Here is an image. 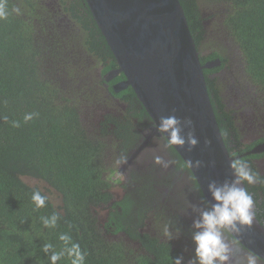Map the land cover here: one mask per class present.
I'll list each match as a JSON object with an SVG mask.
<instances>
[{"label":"flooded vegetation","instance_id":"1","mask_svg":"<svg viewBox=\"0 0 264 264\" xmlns=\"http://www.w3.org/2000/svg\"><path fill=\"white\" fill-rule=\"evenodd\" d=\"M183 1L189 7L201 64L219 61L203 71L225 146L231 157L248 161L264 177V93L246 72V59L227 30L225 21L233 5L225 0ZM38 4V17L28 18L38 34L33 42L43 67L47 64L58 85V106L73 111L62 127L74 124L75 157L91 159L107 184L100 191L109 195L108 201L90 206V211L111 263L137 264L144 256L155 263L151 249L156 244H164L175 257L191 258L189 206L207 204L191 173L173 147L165 148L156 135L151 136L154 123L134 92L115 91L125 81L123 74L105 78L116 63L105 54L111 53L107 44L102 50L97 37L102 35L85 1L39 0ZM257 148L261 152L251 154ZM135 151L139 154L132 164L116 163L122 155L128 161ZM155 155L173 163L167 169L157 166ZM244 187L264 225V183ZM165 228L174 234L180 229L179 238L169 241Z\"/></svg>","mask_w":264,"mask_h":264},{"label":"trees","instance_id":"2","mask_svg":"<svg viewBox=\"0 0 264 264\" xmlns=\"http://www.w3.org/2000/svg\"><path fill=\"white\" fill-rule=\"evenodd\" d=\"M38 1L7 0L9 9L19 7L21 14L0 20V264H50L42 246L51 243L59 251L62 233L71 235L87 253L86 264H112L90 211V206L108 201L109 195L100 191L107 184L91 159L75 157L74 124L62 127L73 111L58 106V85L44 69L33 42L38 34L28 18L36 15ZM180 1L191 31L189 7ZM225 1L233 5L225 21L229 35L246 59V72L264 93V0ZM97 37L105 50V40ZM105 54L112 56L107 50ZM29 113L37 115L25 122ZM13 121L20 127H13ZM44 185L58 197L54 203L46 195L47 205L37 209L31 197L35 191L45 195ZM53 212L60 215L56 227H44L40 218ZM156 247L151 249L155 263L144 256L137 264H172L175 255L164 244ZM58 264L70 260L65 256Z\"/></svg>","mask_w":264,"mask_h":264},{"label":"water","instance_id":"3","mask_svg":"<svg viewBox=\"0 0 264 264\" xmlns=\"http://www.w3.org/2000/svg\"><path fill=\"white\" fill-rule=\"evenodd\" d=\"M116 63L106 79L123 74L115 91L130 88L154 124L162 116L176 115L193 121L199 144L191 152L173 146L211 204L207 184L233 178L230 156L217 123L206 86L204 69L180 0H84ZM151 136L158 135L151 127ZM188 130L185 129V134ZM205 140L211 145L206 146ZM261 152L258 148L251 154ZM139 151L127 161L132 164ZM199 159L198 170L187 166ZM245 248L264 257V225L257 217L239 237Z\"/></svg>","mask_w":264,"mask_h":264},{"label":"clouds","instance_id":"4","mask_svg":"<svg viewBox=\"0 0 264 264\" xmlns=\"http://www.w3.org/2000/svg\"><path fill=\"white\" fill-rule=\"evenodd\" d=\"M12 14L20 15L21 9L13 7L9 9L7 0H0V20H6ZM36 113H29L24 116V121H30ZM13 127H20L19 121L12 122ZM153 127L158 133L155 137L163 142L165 148H184L191 152L199 144L193 130V121L185 118H177L176 115L162 116L158 124ZM185 129L188 131L185 134ZM205 145L210 146L211 141L205 140ZM127 162L126 156H121L116 163L118 165ZM153 163L167 169L173 163L161 155L153 157ZM187 166L198 170L204 166L199 159H189ZM233 178L217 182L211 180L207 184V192L211 197V204L199 207L190 204V211L193 214L191 224V240L193 244V255L187 259L183 254L172 258V264H264V257L245 248L239 237L247 227L251 228L255 221V201L244 184L254 185L264 183V177L258 171H254L251 164L243 159H234L229 162ZM37 209L47 205L48 197L35 191L31 197ZM41 222L46 228H55L60 215L53 212L50 216H42ZM181 230L177 229L175 234L165 228L164 235L169 241L178 239ZM58 239L63 247L57 251L51 243H45L42 251L48 256L50 264L68 257L70 264H86L87 253L81 249L79 243L73 241L71 235L62 233Z\"/></svg>","mask_w":264,"mask_h":264},{"label":"rangeland","instance_id":"5","mask_svg":"<svg viewBox=\"0 0 264 264\" xmlns=\"http://www.w3.org/2000/svg\"><path fill=\"white\" fill-rule=\"evenodd\" d=\"M45 68H47L48 69V66H47V64H45ZM44 68V69H45ZM46 69V70H47ZM32 186L33 185H36V182L35 181H28ZM38 185H39V183H38ZM44 187L46 188V189H48V190H50V191H46V189L45 188H43V193L45 194V195H47L48 197H50L51 198V200L55 203V201L56 200H54V198H56V195H55V193L49 188V187H47L46 185H44Z\"/></svg>","mask_w":264,"mask_h":264}]
</instances>
